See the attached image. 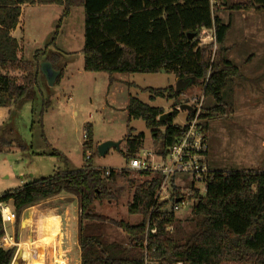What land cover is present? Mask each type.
I'll return each mask as SVG.
<instances>
[{"label": "trees", "instance_id": "1", "mask_svg": "<svg viewBox=\"0 0 264 264\" xmlns=\"http://www.w3.org/2000/svg\"><path fill=\"white\" fill-rule=\"evenodd\" d=\"M34 4L64 6L63 16L74 7H83L87 71L132 74L165 69L180 80L193 79V83L203 86L206 95L217 99L216 105L204 108L201 113L204 126L207 120L227 114L228 103L222 100V93L228 82L245 78L240 67L227 57L229 48L225 41L232 21L225 22L218 13L213 16L209 0H0V107L20 106L38 80V70L32 73V63L19 55L23 46L12 35L20 24L23 7ZM231 9L264 10V0L234 3ZM212 25L216 27L218 42L214 62L211 46L196 49L190 38L191 34ZM51 62L52 69L59 71L58 82L63 70L54 58ZM12 70L27 73L22 83L8 74ZM184 91H177L175 86L151 89V97L167 96L177 101ZM181 104L175 102L170 116L161 120L165 113L162 107L151 106L130 95L129 115L146 122L154 142L159 141L155 150L158 156L168 155L183 129L182 125L174 124L179 112L176 107ZM193 115V110L188 111L187 120ZM86 133L85 153L93 144L91 125ZM126 136L125 157L129 163L139 154L145 134ZM16 140L10 122L0 125V151L11 147ZM91 159H86L81 169L58 172L6 191L0 194V200L12 205L19 225L23 212L31 206L62 195L75 197L81 264H150V261L153 264H264V171L214 170L206 194L198 197L196 192L188 198H199L193 205L198 218L194 228L184 233L177 225L175 210H163L167 201L156 202L161 182L159 173H139L149 179L135 187L128 212L143 216L141 223L131 224L97 213L94 209L97 200L113 202L118 197L106 179L114 180L127 172L110 169L106 175L108 169L93 166ZM182 198L185 196L176 191L172 201L179 204L176 200ZM153 226L157 227L156 233L150 231ZM112 227L121 229L126 240L112 237L109 233ZM3 235L0 221V239ZM15 251L16 246L0 247V264H12Z\"/></svg>", "mask_w": 264, "mask_h": 264}, {"label": "rangeland", "instance_id": "2", "mask_svg": "<svg viewBox=\"0 0 264 264\" xmlns=\"http://www.w3.org/2000/svg\"><path fill=\"white\" fill-rule=\"evenodd\" d=\"M247 1L225 0L224 7L215 14L227 22L232 18V29L226 39L227 45H233L230 60L240 66L252 55L257 56L248 68L251 73L264 70V10L231 9L232 4ZM63 13L64 6L57 4H34L24 10L21 30L16 33L19 38L23 37L19 55L32 63V73L38 70L39 74L37 83L14 118L7 116L6 119L8 111L0 108V125L10 122L18 137L11 147L0 151V194L58 172L81 169L86 164L85 133L91 125L93 144L85 153H91V164L115 169L118 173L127 172L114 180L106 179L116 191L117 200H97L95 211L131 224L141 223L143 216L130 214L128 204L133 200L135 187L149 177L127 168L126 135L145 134L140 154L142 149L155 154L159 141L154 142L142 118L130 117L127 109L130 95L151 106L162 107L166 113L172 112L175 102L191 104L193 97L202 101V109L216 105L217 99L206 95L203 86L195 83L188 85L177 101L167 96L154 95L152 98L151 89L176 85L175 74L165 69L132 74L85 70L84 9L74 7L68 15L63 16ZM53 58L63 70L58 82L59 71L51 66ZM45 65V69L53 70L52 76L40 70ZM8 74L21 83L27 75L20 70ZM263 85L250 82L246 86L255 91ZM231 97L228 89L222 93V100L228 103L227 114L205 122L211 158L217 168L224 170L264 171V109L257 104L234 106ZM187 114L188 111L179 109L174 124L185 125ZM106 141H120V149L112 147L102 155L98 147ZM188 177L180 176L181 185ZM173 209L177 225L184 233H189L198 218L193 203L167 201L163 208L164 211ZM14 228L18 243L14 259L19 250L21 254L12 264H81L78 200L75 197L60 196L31 206ZM7 229L12 232V224H8ZM109 233L121 241L126 240V234L117 227L110 228ZM24 241L30 242L28 247L22 246Z\"/></svg>", "mask_w": 264, "mask_h": 264}, {"label": "built area", "instance_id": "3", "mask_svg": "<svg viewBox=\"0 0 264 264\" xmlns=\"http://www.w3.org/2000/svg\"><path fill=\"white\" fill-rule=\"evenodd\" d=\"M224 1L209 0L213 16L216 15V10L224 7ZM193 40L196 44V49H204L206 46H211V61L214 62L218 50L215 25L200 29ZM189 103L193 107L194 115L189 120H186L185 125H182L183 129L176 142L170 147L168 155L162 157L156 153L154 154L151 150H142L141 154L139 153L136 157H133L127 166L128 169L138 173L148 171L161 175V182L155 197L158 204L172 201L173 194L176 191H180L185 198L178 202L186 204L191 201L194 205L199 198H193L192 200L188 198L193 197L196 192H199L198 197L204 196L207 190V183L214 172L207 162L210 142L207 129L201 118L203 111L202 101H198L197 97H193ZM86 139L87 133H85ZM87 153L86 159L91 158V153L89 151ZM110 172V169H108L106 175H109ZM180 176H189V179L184 178L181 185ZM0 221L4 227V235L0 239V247L6 249L18 245L15 234L8 232L7 229L8 224L16 222V213L10 203L2 200H0ZM149 225L150 218L148 219V228L150 227ZM169 229H172V227ZM150 231L156 233L157 227L153 226Z\"/></svg>", "mask_w": 264, "mask_h": 264}, {"label": "crops", "instance_id": "4", "mask_svg": "<svg viewBox=\"0 0 264 264\" xmlns=\"http://www.w3.org/2000/svg\"><path fill=\"white\" fill-rule=\"evenodd\" d=\"M53 5H56V4H53ZM27 6H29V5H25L23 7L22 16H23L24 10ZM228 17H230L229 14H228ZM221 18H222V16H221ZM231 19L232 18L230 17L229 20H231ZM225 22H227V21H225ZM21 26H22V17H21V21H20L19 26L15 30L12 31V35L15 36L20 41V43L22 44V40H23L22 38L23 37L19 38L16 35L17 31L19 29L21 30ZM231 29H232V27H231ZM226 39H227V36H226ZM225 44H226V41H225ZM226 46L229 48L227 57H228V59H231L230 57H231V53L233 51V45H227L226 44ZM256 58H257L256 55H252L249 58L248 62H245V64L239 66L240 71L245 78H234V79L230 80L231 81V82L229 81L230 84L228 85V87H226L224 89V91H226V92L228 89L229 93L232 94L231 99H232V103L234 106L235 105H241V106L243 105V107H247V106L252 105V104H257V106H259L261 109H264V85L259 87L258 89H255V91H253L252 89H250L246 86L247 83L249 84L250 82L264 83V70L263 69H261V70L258 69L256 72H251V73L248 71L249 66H251L252 62L255 61ZM45 68H46V65L40 70H43L46 73L47 69H45ZM47 75H49L48 72H47ZM176 81H178L177 78H176ZM0 108H3V110L8 111V115H6V119H7V116L9 118L11 115L13 118L16 116V114L18 113L19 106L15 107V108H6V107H0ZM11 113H13V114H11ZM187 116H188V114H187ZM207 133H208V130H207ZM208 138H209V134H208ZM209 142H210V140H209ZM210 153H211V146H210V149H209V152L207 155V162H208L209 166L213 170H224V168H217L215 166L216 165L215 161L213 160V158H211ZM62 196H66V195H62ZM48 212H50V211H48ZM42 215H44V213ZM15 226H16V222L12 223V232L11 233L15 234V228H14Z\"/></svg>", "mask_w": 264, "mask_h": 264}, {"label": "water", "instance_id": "5", "mask_svg": "<svg viewBox=\"0 0 264 264\" xmlns=\"http://www.w3.org/2000/svg\"><path fill=\"white\" fill-rule=\"evenodd\" d=\"M195 35H196L195 33L191 34V35H190V38H191V39L194 38ZM47 72H48L49 76H52L53 70H52L51 68H47ZM191 83H193V79H186V80H180V79H179V80L176 82V85H175L176 90H177V91H180V90H182V89H186V88L188 87V85H190ZM179 109H180V110H186V111H192V110H193V107H192V105H190V104H188V103H183V104H181V105L179 106ZM170 114H171V112H167V113L165 112V113L160 117V119H161V120H166V119L170 116ZM120 144H121L120 141H116V142H115V141H106V142L100 144L99 147H98V149H99L100 153H101L102 155H104V154H106V153L109 151V149L112 148V147H115V148H117V149H120ZM176 201L178 202L179 199H177ZM20 254H21V251L19 250V251L17 252L16 256H17V255L20 256ZM18 256H17V257H18ZM17 257H16V258H17ZM15 261H16V259H14L13 262H15Z\"/></svg>", "mask_w": 264, "mask_h": 264}, {"label": "bare ground", "instance_id": "6", "mask_svg": "<svg viewBox=\"0 0 264 264\" xmlns=\"http://www.w3.org/2000/svg\"><path fill=\"white\" fill-rule=\"evenodd\" d=\"M22 244V246L24 245L25 247H28V245L30 244V242L29 241H24V242H22L21 243ZM19 258V256L17 257V259ZM16 259V260H17Z\"/></svg>", "mask_w": 264, "mask_h": 264}]
</instances>
